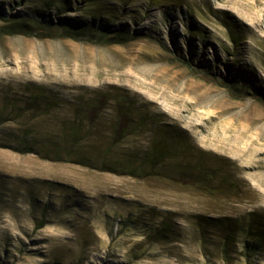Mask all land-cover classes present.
Masks as SVG:
<instances>
[{"label":"rangeland","instance_id":"rangeland-1","mask_svg":"<svg viewBox=\"0 0 264 264\" xmlns=\"http://www.w3.org/2000/svg\"><path fill=\"white\" fill-rule=\"evenodd\" d=\"M49 22L128 40L17 34ZM117 95L142 125L118 117ZM254 96L264 0H0V264H264ZM164 134L174 157L154 170H100L105 150L142 157Z\"/></svg>","mask_w":264,"mask_h":264},{"label":"trees","instance_id":"trees-1","mask_svg":"<svg viewBox=\"0 0 264 264\" xmlns=\"http://www.w3.org/2000/svg\"><path fill=\"white\" fill-rule=\"evenodd\" d=\"M11 22V21H10ZM9 22V23H10ZM17 34H21L26 37H36L40 38V40L44 39H53V38H60V37H66V38H73L74 40L80 39L81 37H87L89 40H100V41H109V43H121L120 41H126V37L121 34V32L116 33L115 37L109 38V33L107 32H99L98 37H96V32L92 30L91 26L88 25L84 28H70L67 29L63 34L58 35V26L54 25L53 23L49 22L48 24H45L43 26L35 25L34 27H20L17 30ZM187 65V64H185ZM256 100L264 102L262 96H254ZM98 98L102 101H106L107 97L105 96H98ZM34 101L38 103V105L44 109L45 111H50L52 108L57 106V103L50 97H47L44 92H38L34 94L33 97ZM115 100H117L119 105H121L119 112H117L118 117L123 120V122H136L137 125H142L141 117H138L141 122L137 123V117L134 116V109L130 105H126V98L123 95H117L115 97ZM78 127H73L70 129V132L66 135V138L68 139V143L71 145L70 147L78 146L81 141V134ZM125 135L124 128H116L114 129V139L113 142L117 143L118 140H120ZM168 135L164 134L162 137L156 139L154 142L151 143V145L148 147L147 151L145 152L144 156L137 157V156H131L128 157L127 161H123V159H115V156L111 152V149L105 150L103 152L104 155H102L99 159V164L102 167L100 170L104 171L105 173H114L115 171H123L124 173L130 175L133 174L138 168L141 169V167H134V161L135 159H139L141 161V164L147 165L149 169L154 170V168L162 165L165 161L172 159L174 156L173 146L168 141ZM80 162H83L80 160ZM84 163V162H83ZM87 161L85 160V164ZM84 165V164H82ZM190 173V172H189ZM193 175V176H192ZM192 175L193 179L196 183H204L206 180L210 178L209 174L204 171L201 167H196L192 169ZM258 241L261 243V241L258 239ZM256 246L257 243L255 244ZM256 249V247H255Z\"/></svg>","mask_w":264,"mask_h":264}]
</instances>
